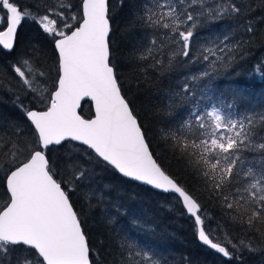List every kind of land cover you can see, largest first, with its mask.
I'll use <instances>...</instances> for the list:
<instances>
[{
	"label": "snow or ice",
	"instance_id": "6c2138e0",
	"mask_svg": "<svg viewBox=\"0 0 264 264\" xmlns=\"http://www.w3.org/2000/svg\"><path fill=\"white\" fill-rule=\"evenodd\" d=\"M113 20L110 0H0V52L12 57L0 65V93L18 113L0 115V264H101L83 210L93 201L111 203L113 186L97 179V168L171 197L192 219L197 239L225 264L245 255L264 264V101L238 112L249 93L234 82L230 96L220 93L201 106L211 87L203 81L213 78L207 71L186 73L163 90L167 108L187 111L158 131L161 146L184 160L221 218L245 233H224L222 243L215 236L220 222L156 155L119 72L124 63L160 77L189 64L229 67L264 41V0H140L126 29L141 35L126 52L114 47ZM224 21V32L195 42L201 29ZM25 23L46 42L29 41L20 51ZM259 71L264 76V61ZM86 98L88 118L81 112ZM117 220L113 214L108 223ZM121 239L120 264H168L159 251Z\"/></svg>",
	"mask_w": 264,
	"mask_h": 264
},
{
	"label": "trees",
	"instance_id": "16d2710c",
	"mask_svg": "<svg viewBox=\"0 0 264 264\" xmlns=\"http://www.w3.org/2000/svg\"><path fill=\"white\" fill-rule=\"evenodd\" d=\"M20 2L26 3L27 0H20ZM53 2L54 0H48L49 4ZM73 2L77 3L78 0H73ZM110 3L114 12L112 37L114 47L126 52L141 35V31L138 29L131 31L126 29V25L131 20L132 13L138 8L140 0H124L123 7H121V0H110ZM229 23V21H224L221 25L201 29L195 38V42L206 40L211 34L224 32L229 27ZM260 27L264 28V25ZM22 28L32 31L35 37H33V41L46 42L34 24L25 23ZM24 40L25 38L22 39V43ZM0 56L9 59L11 62L12 57H9L6 52H0ZM116 57L117 63H119L121 53H116ZM261 61H264V41L258 39L242 59L236 60L229 67H219L218 70L206 63H196L186 65L184 69L171 75L160 77L155 72H150L148 76H145L139 67L134 68L127 63L119 66L122 79L128 82L126 86L130 87L127 93L128 99L133 102L144 126L148 129L156 155L159 156L165 168L200 196L201 201L206 204L207 213L215 216L216 221H221L222 226H226L228 231L217 230L215 233L216 239L222 243L224 242V233H229L234 237L246 238L245 233L239 225L221 218L220 210L215 202L208 199V193L186 169L184 160L166 150V146H161L157 136L158 131L182 119L187 111L186 108L180 107L167 108L163 90L170 86L175 87L181 76L194 72L197 69L196 66H199L203 69L194 73L207 71L213 77L212 79L205 78L203 81L211 87L203 93L208 99L204 100L201 106L215 103V96L220 93L230 96L232 84L239 82L249 93L248 100L240 103L237 110L238 112L243 111L250 107L252 101H264V76L259 71ZM2 101L4 107L9 104L12 106L11 99L4 94ZM82 114L87 118L92 114L90 101L83 104ZM191 133V129H185L186 135H191ZM247 155L254 154L249 153ZM96 172L98 174L97 179L101 183L113 186L110 204L96 205V202L93 201L91 210L87 207L83 209L88 234L95 247L101 251V256L98 257L101 264H120L118 245L123 243L122 235L134 241L137 248L159 251L165 256L168 264H225V260L219 254L204 246L197 239L192 219L183 213L182 208L171 197L154 191L149 186L123 179L111 170L104 172L97 168ZM82 195L78 192L74 199L82 197ZM2 202L3 189L0 187V203ZM83 204L84 200L80 199L77 206L80 207ZM113 204L124 206L121 213H115ZM108 209L110 210L108 211ZM124 211L127 212V215H123ZM113 214L118 217L117 223L109 224L108 220ZM133 218H136L137 223H132ZM187 223L191 226L192 234H189L187 230ZM101 240L104 242L103 248L99 244ZM246 261L244 256L243 260L238 262L247 264ZM236 262L237 260L233 261L234 264Z\"/></svg>",
	"mask_w": 264,
	"mask_h": 264
},
{
	"label": "rangeland",
	"instance_id": "374dc122",
	"mask_svg": "<svg viewBox=\"0 0 264 264\" xmlns=\"http://www.w3.org/2000/svg\"><path fill=\"white\" fill-rule=\"evenodd\" d=\"M33 37H34V35H33L31 30H26V29L21 28L20 33H19V45H20L19 50L22 51L24 46L29 41H33ZM23 38H25V40L22 43V39ZM1 61H3V58L0 56V62ZM9 61L10 60L8 59V61H5L3 64L0 63V65L8 64V63H10ZM196 68L197 69L194 72H198L199 69H203V68H201L199 66H196ZM2 95H3V93H0V102H1L0 103L1 104V106H0V115L4 116L5 118H15L18 115V113H16L14 111V109L12 108V106L10 104H9L10 106L8 105L7 107H4V103L2 101ZM109 210L110 209H108V211ZM113 212H114V210H113ZM219 222L222 225L221 221H219ZM186 227H187V230H188L189 234H192L191 233V226L189 225V223L186 224ZM222 227H224L223 230H226V226L223 225ZM226 231H228V230H226ZM144 246H145V244H144ZM145 249H147V248H145ZM214 258L216 259V256H214ZM245 260H247L246 261L247 264H260L261 263L259 256L245 255ZM236 264H240V262L237 261Z\"/></svg>",
	"mask_w": 264,
	"mask_h": 264
},
{
	"label": "water",
	"instance_id": "95a60500",
	"mask_svg": "<svg viewBox=\"0 0 264 264\" xmlns=\"http://www.w3.org/2000/svg\"><path fill=\"white\" fill-rule=\"evenodd\" d=\"M86 101H89L87 98L85 99V101H82V109H83V104L86 102ZM91 102V101H90ZM92 103V102H91ZM82 109H81V112H82ZM87 118V117H85ZM141 184V183H140Z\"/></svg>",
	"mask_w": 264,
	"mask_h": 264
},
{
	"label": "flooded vegetation",
	"instance_id": "af4514ba",
	"mask_svg": "<svg viewBox=\"0 0 264 264\" xmlns=\"http://www.w3.org/2000/svg\"><path fill=\"white\" fill-rule=\"evenodd\" d=\"M10 57V56H9ZM5 61H8L7 59L3 58V61H1L0 63H4Z\"/></svg>",
	"mask_w": 264,
	"mask_h": 264
},
{
	"label": "bare ground",
	"instance_id": "6f19581e",
	"mask_svg": "<svg viewBox=\"0 0 264 264\" xmlns=\"http://www.w3.org/2000/svg\"><path fill=\"white\" fill-rule=\"evenodd\" d=\"M1 103V102H0ZM10 106V105H9Z\"/></svg>",
	"mask_w": 264,
	"mask_h": 264
}]
</instances>
